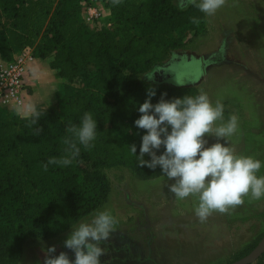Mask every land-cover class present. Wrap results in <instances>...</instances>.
Wrapping results in <instances>:
<instances>
[{"label":"trees","instance_id":"1","mask_svg":"<svg viewBox=\"0 0 264 264\" xmlns=\"http://www.w3.org/2000/svg\"><path fill=\"white\" fill-rule=\"evenodd\" d=\"M104 3L116 24L113 28H87L80 17L79 0H0L3 60L28 46L36 58L49 59L56 76L86 83L75 89L61 85L54 92L53 108L38 109L37 126L29 127L28 119L16 115L0 118V257L7 253L10 237L26 236L13 232L19 225L30 229L33 236L47 238L59 230L62 218L70 222L89 213L96 196L88 195L80 183L97 179L99 170L121 163L126 154L137 157L129 145L139 150L146 134L134 124L151 87L143 76L183 46L196 9L189 6L182 11L173 0ZM153 89V105L162 95L165 100L198 95L193 86L163 83ZM85 112L98 124L95 147L91 151L81 147L80 155L67 166L75 170L70 176L54 165L44 171L42 165L50 157L63 154L62 138L69 122L78 125ZM36 127L43 129L38 136ZM138 159L134 165L137 175L162 173L159 166L153 170L138 165ZM48 219L52 225L45 227ZM249 264H264V251Z\"/></svg>","mask_w":264,"mask_h":264},{"label":"rangeland","instance_id":"2","mask_svg":"<svg viewBox=\"0 0 264 264\" xmlns=\"http://www.w3.org/2000/svg\"><path fill=\"white\" fill-rule=\"evenodd\" d=\"M173 1L177 5L178 0ZM192 17L200 23H191L183 46L172 50L143 77L152 88L163 83L193 86L213 104L219 100L224 106L223 122L231 115L238 117V129L229 138V146L238 155L260 160L258 176L264 175V0H226L214 15L196 8ZM112 21L104 3L101 18L92 27L113 28ZM152 74L149 80L146 75ZM63 84L73 89L86 86L66 79ZM0 118L8 119V115L0 111ZM205 138L206 146L217 142L215 137ZM123 158L121 163L99 170L97 179L80 183L88 195L96 196L94 209L74 221L62 218L59 230L47 238L33 236L26 226L15 227L14 233L26 236L9 238L0 264H44V249L51 246L56 248L54 256L66 252L74 261V252L64 247L68 234L105 210L117 223L109 239L101 242L105 253L101 264H228L250 251L262 236L264 198L246 197L231 214L213 213L202 224L195 216L198 197L175 198L168 187L174 181L163 174L139 176L134 170L138 157L126 154ZM62 169L65 176L75 173L67 166ZM51 225L46 220L45 227Z\"/></svg>","mask_w":264,"mask_h":264},{"label":"clouds","instance_id":"3","mask_svg":"<svg viewBox=\"0 0 264 264\" xmlns=\"http://www.w3.org/2000/svg\"><path fill=\"white\" fill-rule=\"evenodd\" d=\"M118 6L122 0H111ZM226 4V0H178L177 7L185 10L189 6L197 8L205 15L212 16ZM191 23L198 25L200 20L192 17ZM33 76L37 75L32 69ZM149 80L152 75H146ZM174 82L178 85L174 79ZM152 87L147 89V99L138 107L140 117L134 121L138 129L145 130L141 138L139 155L135 144L129 145L131 153L138 159V165L155 170L157 166L168 181L169 191L177 199L198 197L195 216L200 223H206L213 213L231 214L245 203V198L260 200L264 198V175H259L262 162L252 156L238 155L229 146V138L238 129V117L231 115L224 121V106L217 100L215 104L206 93L193 97L165 100L163 95L153 105L155 96ZM166 95V93L164 94ZM17 114L29 120V127L37 126L41 111L34 103L16 106ZM46 111V109H45ZM62 120V118H61ZM218 121L222 123L217 124ZM97 121L89 112H85L80 123L69 122L62 138L63 155L50 157L42 165L44 171L49 165L66 167L80 155L81 147L91 151L97 138ZM42 128H35L40 135ZM206 136L215 137L216 143L208 145ZM223 140L226 142L221 143ZM164 149L157 155V151ZM145 155L151 157L145 160ZM115 218L107 210L97 212L90 221L79 223L72 228L64 241V247L75 254L70 260L66 252L58 256L55 246L44 249V264H101L104 249L101 242L109 239L116 224Z\"/></svg>","mask_w":264,"mask_h":264},{"label":"built area","instance_id":"4","mask_svg":"<svg viewBox=\"0 0 264 264\" xmlns=\"http://www.w3.org/2000/svg\"><path fill=\"white\" fill-rule=\"evenodd\" d=\"M104 0H79L80 17L87 28L101 18ZM36 57L31 47L15 52L10 60L0 62V106L9 109L24 102L26 64Z\"/></svg>","mask_w":264,"mask_h":264},{"label":"crops","instance_id":"5","mask_svg":"<svg viewBox=\"0 0 264 264\" xmlns=\"http://www.w3.org/2000/svg\"><path fill=\"white\" fill-rule=\"evenodd\" d=\"M3 59L0 57V62ZM48 58H35L26 64V75L24 77V87L27 95L23 104L34 103L38 109H51L54 106V92L64 83V78L54 74V70L48 65ZM32 69L37 75L34 77ZM16 107L5 109L0 106V111L6 115L19 114L15 111Z\"/></svg>","mask_w":264,"mask_h":264},{"label":"water","instance_id":"6","mask_svg":"<svg viewBox=\"0 0 264 264\" xmlns=\"http://www.w3.org/2000/svg\"><path fill=\"white\" fill-rule=\"evenodd\" d=\"M264 251V231L255 246L243 256L231 261L228 264H249L252 263Z\"/></svg>","mask_w":264,"mask_h":264}]
</instances>
